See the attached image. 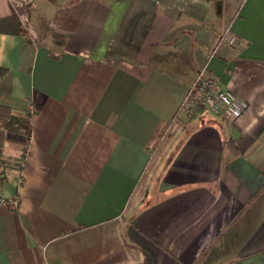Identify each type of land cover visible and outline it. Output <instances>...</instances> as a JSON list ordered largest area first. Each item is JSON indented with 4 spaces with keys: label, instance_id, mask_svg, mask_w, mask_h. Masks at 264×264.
<instances>
[{
    "label": "crops",
    "instance_id": "obj_1",
    "mask_svg": "<svg viewBox=\"0 0 264 264\" xmlns=\"http://www.w3.org/2000/svg\"><path fill=\"white\" fill-rule=\"evenodd\" d=\"M12 11L26 32H0V104L34 113L20 188L25 145L0 143L19 198L0 264H264V0H0ZM202 68L241 116H186Z\"/></svg>",
    "mask_w": 264,
    "mask_h": 264
},
{
    "label": "built area",
    "instance_id": "obj_2",
    "mask_svg": "<svg viewBox=\"0 0 264 264\" xmlns=\"http://www.w3.org/2000/svg\"><path fill=\"white\" fill-rule=\"evenodd\" d=\"M181 107L188 118L194 116H209L215 119L231 121L241 116L248 107V102L231 92L228 88L222 87L215 78L202 68L187 91L181 102ZM34 110L29 107L26 111V118L31 122ZM29 154V144L25 145L21 156L13 165L16 168L17 178L15 185L22 186L23 166ZM6 160L0 155V206H7L15 209L18 205V195H5L7 186V172L5 171Z\"/></svg>",
    "mask_w": 264,
    "mask_h": 264
},
{
    "label": "trees",
    "instance_id": "obj_3",
    "mask_svg": "<svg viewBox=\"0 0 264 264\" xmlns=\"http://www.w3.org/2000/svg\"><path fill=\"white\" fill-rule=\"evenodd\" d=\"M0 32H9L16 34H24L26 28L23 26L17 14L12 11L9 15L0 17ZM5 72L4 68H0V76ZM12 131L16 135L17 141L27 145L30 140V126L24 117L12 115L9 113L7 106L0 104V143L6 139L3 130Z\"/></svg>",
    "mask_w": 264,
    "mask_h": 264
},
{
    "label": "rangeland",
    "instance_id": "obj_4",
    "mask_svg": "<svg viewBox=\"0 0 264 264\" xmlns=\"http://www.w3.org/2000/svg\"><path fill=\"white\" fill-rule=\"evenodd\" d=\"M39 4V3H38ZM17 162V161H16ZM14 164V163H13ZM10 165H9V163L8 162H6V167H9Z\"/></svg>",
    "mask_w": 264,
    "mask_h": 264
}]
</instances>
